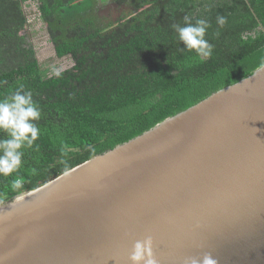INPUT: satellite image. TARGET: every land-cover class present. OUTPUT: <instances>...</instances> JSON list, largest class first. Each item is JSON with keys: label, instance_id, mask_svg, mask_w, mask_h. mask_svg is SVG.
<instances>
[{"label": "water", "instance_id": "95a60500", "mask_svg": "<svg viewBox=\"0 0 264 264\" xmlns=\"http://www.w3.org/2000/svg\"><path fill=\"white\" fill-rule=\"evenodd\" d=\"M147 236L157 264H264V68L0 205V264H130Z\"/></svg>", "mask_w": 264, "mask_h": 264}, {"label": "trees", "instance_id": "16d2710c", "mask_svg": "<svg viewBox=\"0 0 264 264\" xmlns=\"http://www.w3.org/2000/svg\"><path fill=\"white\" fill-rule=\"evenodd\" d=\"M133 12L106 24L97 0H0V98L20 84L41 109L40 137L17 173L0 176V205L142 134L264 62V0H118ZM36 2L58 59L73 65L47 75L27 35L24 5ZM227 17L218 29L217 15ZM205 19L214 45L201 62L172 29ZM261 27L263 29H261ZM219 31V35L216 32ZM0 133V136H3ZM22 180V187L12 183Z\"/></svg>", "mask_w": 264, "mask_h": 264}, {"label": "clouds", "instance_id": "9594fccd", "mask_svg": "<svg viewBox=\"0 0 264 264\" xmlns=\"http://www.w3.org/2000/svg\"><path fill=\"white\" fill-rule=\"evenodd\" d=\"M216 24L222 29L227 24V17L217 15ZM172 29L177 34L178 40L183 43L184 48L194 52L195 56L204 62L213 54L214 45L205 37L211 24L205 19L192 20L183 17V25L173 24ZM219 35V31L216 32ZM264 68V62L261 63ZM53 74L59 78L62 72L52 69ZM7 83L0 81V84ZM41 119V109L33 100L30 90L20 84L10 95L0 98V176L9 177L17 173L23 164L25 148H35L39 145L36 141L40 137V128L37 122ZM11 187L19 189L22 187V180L16 179ZM130 264H157L152 256V237L147 236L143 240H137L129 255ZM186 264H218L217 258L212 253H205L200 257H189Z\"/></svg>", "mask_w": 264, "mask_h": 264}, {"label": "rangeland", "instance_id": "374dc122", "mask_svg": "<svg viewBox=\"0 0 264 264\" xmlns=\"http://www.w3.org/2000/svg\"><path fill=\"white\" fill-rule=\"evenodd\" d=\"M27 15V27L23 32L27 35L31 45L36 51L38 61L41 63L44 72L51 76L54 75L52 69L63 71L70 68L73 62L70 58L58 59L55 55L54 47L50 41L46 25L40 19L36 2H27L24 5Z\"/></svg>", "mask_w": 264, "mask_h": 264}, {"label": "flooded vegetation", "instance_id": "af4514ba", "mask_svg": "<svg viewBox=\"0 0 264 264\" xmlns=\"http://www.w3.org/2000/svg\"><path fill=\"white\" fill-rule=\"evenodd\" d=\"M96 13L106 24H119L126 20L133 8L118 0H97Z\"/></svg>", "mask_w": 264, "mask_h": 264}]
</instances>
